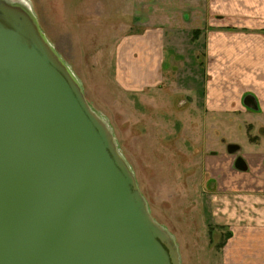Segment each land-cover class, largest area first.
<instances>
[{"label":"rangeland","instance_id":"374dc122","mask_svg":"<svg viewBox=\"0 0 264 264\" xmlns=\"http://www.w3.org/2000/svg\"><path fill=\"white\" fill-rule=\"evenodd\" d=\"M28 1L89 106L112 129L151 217L174 237L180 263L220 264L226 231L215 224L214 195L231 182L237 158L264 153V126L242 104L251 77L264 71L262 56L247 48L233 53L232 35L199 29L200 8L189 16L178 7L176 29L163 37L162 75L130 89L117 79L120 45L136 37V52L151 48V38L141 37L146 29L127 14L133 0ZM130 55L123 69L140 74ZM229 145L239 151L229 154Z\"/></svg>","mask_w":264,"mask_h":264},{"label":"water","instance_id":"95a60500","mask_svg":"<svg viewBox=\"0 0 264 264\" xmlns=\"http://www.w3.org/2000/svg\"><path fill=\"white\" fill-rule=\"evenodd\" d=\"M0 264H181L28 0H0Z\"/></svg>","mask_w":264,"mask_h":264},{"label":"crops","instance_id":"0c3cea01","mask_svg":"<svg viewBox=\"0 0 264 264\" xmlns=\"http://www.w3.org/2000/svg\"><path fill=\"white\" fill-rule=\"evenodd\" d=\"M128 7L127 14L132 17V22L146 29L141 37L152 39L148 43V46L151 45L150 50L145 52L132 49L136 37L126 38L119 47L117 79L130 89L143 86L149 78L159 79L162 75L161 48L165 29H176L174 14L183 7L184 10L188 9L185 13L189 16L193 14L194 8L201 9L205 24L199 29L206 26L222 37H226L225 34L232 35L233 53L239 54L247 48L256 60L261 56L264 60V0H163L162 3L160 0H133ZM210 14L214 15V23L207 22ZM227 18L231 21L225 20L224 25V19ZM128 55L134 57L135 61L138 58L140 74L123 69ZM251 80L253 86L245 95L255 98L258 109L253 112H257L255 118L258 124L264 126V71L256 72ZM243 161L246 171L236 169L237 172L230 178L231 182L222 183L221 190L214 195L215 224L229 234L219 251L220 264H264V153H256L243 158Z\"/></svg>","mask_w":264,"mask_h":264},{"label":"trees","instance_id":"16d2710c","mask_svg":"<svg viewBox=\"0 0 264 264\" xmlns=\"http://www.w3.org/2000/svg\"><path fill=\"white\" fill-rule=\"evenodd\" d=\"M228 235H229V234H226L225 238H227V237H228ZM221 247H222V245L220 246V248H221Z\"/></svg>","mask_w":264,"mask_h":264}]
</instances>
